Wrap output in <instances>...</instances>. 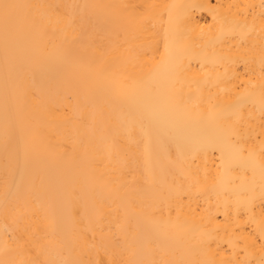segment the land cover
<instances>
[{"label": "bare ground", "instance_id": "1", "mask_svg": "<svg viewBox=\"0 0 264 264\" xmlns=\"http://www.w3.org/2000/svg\"><path fill=\"white\" fill-rule=\"evenodd\" d=\"M0 264H264V0H0Z\"/></svg>", "mask_w": 264, "mask_h": 264}, {"label": "snow or ice", "instance_id": "2", "mask_svg": "<svg viewBox=\"0 0 264 264\" xmlns=\"http://www.w3.org/2000/svg\"><path fill=\"white\" fill-rule=\"evenodd\" d=\"M7 7V6H6Z\"/></svg>", "mask_w": 264, "mask_h": 264}]
</instances>
